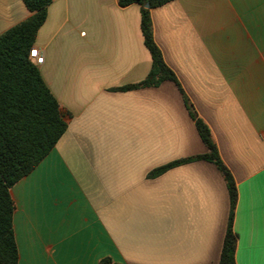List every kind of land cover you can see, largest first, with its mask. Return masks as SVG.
<instances>
[{"label": "crops", "instance_id": "obj_1", "mask_svg": "<svg viewBox=\"0 0 264 264\" xmlns=\"http://www.w3.org/2000/svg\"><path fill=\"white\" fill-rule=\"evenodd\" d=\"M30 16L0 0V34ZM152 36L234 181L236 264H264V0H174ZM66 130L11 189L17 264H218L223 177L174 83L128 91L151 58L140 7L52 0L33 47Z\"/></svg>", "mask_w": 264, "mask_h": 264}, {"label": "trees", "instance_id": "obj_2", "mask_svg": "<svg viewBox=\"0 0 264 264\" xmlns=\"http://www.w3.org/2000/svg\"><path fill=\"white\" fill-rule=\"evenodd\" d=\"M171 1L174 0H118L120 7L130 4L140 7V32L151 58V68L141 82L116 90L158 87L165 81L174 83L178 88L206 153L159 167L149 176H158L172 167L196 160L214 165L224 179L229 197L227 227L218 264H236V234L232 230L237 198L234 181L219 156L208 127L197 117L174 73L164 63L152 36L150 10ZM22 2L30 16L0 34V264L18 263L12 225L15 205L10 189L48 155L66 130V122L56 99L42 80L37 65L28 57L52 0ZM98 264L119 263L103 258Z\"/></svg>", "mask_w": 264, "mask_h": 264}, {"label": "built area", "instance_id": "obj_3", "mask_svg": "<svg viewBox=\"0 0 264 264\" xmlns=\"http://www.w3.org/2000/svg\"><path fill=\"white\" fill-rule=\"evenodd\" d=\"M29 59H31L36 65H39L43 61V56L39 53V51L35 48H32L29 51L28 55Z\"/></svg>", "mask_w": 264, "mask_h": 264}, {"label": "water", "instance_id": "obj_4", "mask_svg": "<svg viewBox=\"0 0 264 264\" xmlns=\"http://www.w3.org/2000/svg\"><path fill=\"white\" fill-rule=\"evenodd\" d=\"M147 7H148V5L146 4V5H145V8H147Z\"/></svg>", "mask_w": 264, "mask_h": 264}]
</instances>
